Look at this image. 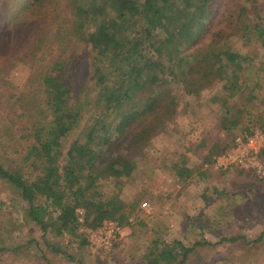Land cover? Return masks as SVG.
Listing matches in <instances>:
<instances>
[{"label":"trees","instance_id":"trees-1","mask_svg":"<svg viewBox=\"0 0 264 264\" xmlns=\"http://www.w3.org/2000/svg\"><path fill=\"white\" fill-rule=\"evenodd\" d=\"M6 2H22L21 14H36L46 4V0H0V7ZM62 2L63 8L54 2L46 12L40 10L42 16L24 25L28 26L25 29L15 21L17 37L8 38L11 49H3L6 58L10 50L20 54L27 44L25 50L34 62L41 57V65L36 72L40 84L33 87L36 95L31 96L33 105L20 113L37 118L27 129L30 137L22 164L5 166L0 155V182L25 203L27 220L44 231L52 228L56 234H72L78 245L92 246L91 231L106 221L122 227L138 213L137 194L131 196L132 201L115 200L100 188L132 175L139 165L136 155H148L150 140L173 122L180 102L189 107L211 87L207 100L217 118L214 128L225 137L212 140L204 135L191 143L196 153L204 149L202 164L234 142L237 126L243 125L249 134L255 128L264 132V95L259 94L264 93V65L261 77L248 85L244 71L253 58L230 47L236 37L244 46L254 40L264 49V16L257 10L256 0ZM49 39L54 44L52 51L58 52L56 57L47 58L43 53L46 45L42 42ZM75 42H83L82 49L92 57L89 85L97 86L100 115H95L93 130L97 129L99 141L93 140L92 132L84 142L76 139L66 144L64 140L78 125L85 107L71 85ZM102 117L109 121L104 128L99 126ZM10 129L8 125V140L15 136ZM103 133H107L104 138ZM112 133L119 137L116 142L110 140ZM260 156L264 159V147ZM175 168L178 177L193 171ZM54 210L58 212L55 219L51 216ZM112 238V245L116 244ZM154 242L147 264L197 262L191 253L198 243Z\"/></svg>","mask_w":264,"mask_h":264},{"label":"rangeland","instance_id":"rangeland-1","mask_svg":"<svg viewBox=\"0 0 264 264\" xmlns=\"http://www.w3.org/2000/svg\"><path fill=\"white\" fill-rule=\"evenodd\" d=\"M54 2L63 8L62 0H46L36 14L19 13L22 2L15 5L6 2L0 7V155L5 166L22 164L21 158L30 137L27 129L37 118L20 113L23 107L33 105L31 96L35 97L33 87L40 84L36 72L41 65V57L34 62L33 56L25 50L27 44L20 54L13 53L9 39L17 35L15 21L25 29L28 26L24 25L42 16L40 10L46 12ZM256 7L264 16V0H256ZM44 44L43 53L47 58L58 55V52L52 51L54 44L50 39L42 42ZM5 46L10 48V54L3 58ZM230 47L247 58H253L244 71V78L248 85H252L263 74L264 49L254 40L244 46L242 40L236 37ZM71 48L75 54L71 59V85L73 93L80 96L85 107L83 117L64 141L66 144L76 139L84 142L93 132L96 142L99 138L93 126L100 106L96 101L97 86L89 85L92 81V57L86 55V49H82L83 42H75ZM175 69L180 71L182 67ZM209 89L211 87L204 90L199 100L196 99L189 107L179 103L173 122L150 140L148 155H136L139 165L130 177L122 182L109 181L100 188L106 196L115 200L132 201L136 194L139 197L138 213L130 217L127 225L118 226L112 238L116 244L112 245L110 240L109 246H104L101 238L93 234L95 230L89 234L92 246L78 245L72 234H56L52 228L42 230L39 225L27 220L23 210L25 203L12 188L0 182V264H147L146 256L155 247L154 240L160 243L157 245H170L174 241L188 246L198 243L191 253L192 260H197L193 264H264V233L258 239L264 231V174L258 175L248 168L233 165L224 168L216 164L215 157L234 149V142L205 164H202L204 149L199 148L196 153L191 144L204 135L212 140L218 136L225 137L223 131L214 128L217 118L211 102L207 100ZM256 90L260 91V88ZM36 99L38 96L34 101ZM108 122L100 118V128ZM8 125L15 133L10 140L6 137ZM246 131L243 125L237 126L233 131L234 141L254 132L264 134L256 128L250 134ZM106 135L103 133V138ZM118 139L117 134L110 135L113 142ZM101 148H104L103 144ZM175 165L193 168V171L189 176L184 173L178 177ZM57 214L54 210L52 218L55 219ZM256 237L257 240L252 243Z\"/></svg>","mask_w":264,"mask_h":264},{"label":"built area","instance_id":"built-area-1","mask_svg":"<svg viewBox=\"0 0 264 264\" xmlns=\"http://www.w3.org/2000/svg\"><path fill=\"white\" fill-rule=\"evenodd\" d=\"M236 146V147H235ZM264 147V134L254 132L250 135L239 137L234 141V149L222 153L215 157L216 164L221 167L229 165L251 169L258 175L264 174V159L259 156ZM145 205V203L143 204ZM118 226L113 221H106L101 227L96 229L93 234L101 238L104 246H109L111 238L115 237ZM92 234V236H94Z\"/></svg>","mask_w":264,"mask_h":264}]
</instances>
